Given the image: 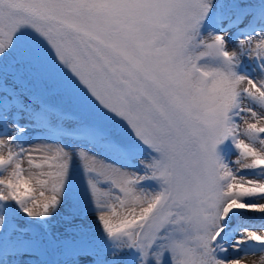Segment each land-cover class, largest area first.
Wrapping results in <instances>:
<instances>
[{
	"label": "snow or ice",
	"instance_id": "6c2138e0",
	"mask_svg": "<svg viewBox=\"0 0 264 264\" xmlns=\"http://www.w3.org/2000/svg\"><path fill=\"white\" fill-rule=\"evenodd\" d=\"M0 264H264V0H0Z\"/></svg>",
	"mask_w": 264,
	"mask_h": 264
},
{
	"label": "rangeland",
	"instance_id": "374dc122",
	"mask_svg": "<svg viewBox=\"0 0 264 264\" xmlns=\"http://www.w3.org/2000/svg\"><path fill=\"white\" fill-rule=\"evenodd\" d=\"M65 123H66V126H70L71 123H72V121L69 119V120H67ZM66 143H69V146H74V145L71 144L70 141H66ZM75 173H76V179H77V181L79 182L80 179H81V176H80V169H79V167L75 168Z\"/></svg>",
	"mask_w": 264,
	"mask_h": 264
},
{
	"label": "bare ground",
	"instance_id": "6f19581e",
	"mask_svg": "<svg viewBox=\"0 0 264 264\" xmlns=\"http://www.w3.org/2000/svg\"><path fill=\"white\" fill-rule=\"evenodd\" d=\"M232 158H233V159L235 158V155H234V154H232Z\"/></svg>",
	"mask_w": 264,
	"mask_h": 264
}]
</instances>
